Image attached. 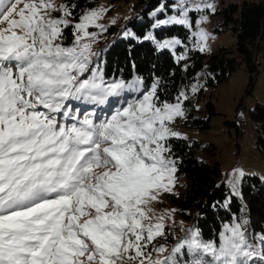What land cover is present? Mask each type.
<instances>
[{
	"label": "snow or ice",
	"instance_id": "snow-or-ice-1",
	"mask_svg": "<svg viewBox=\"0 0 264 264\" xmlns=\"http://www.w3.org/2000/svg\"><path fill=\"white\" fill-rule=\"evenodd\" d=\"M107 11L0 0V264H264V234L250 235L246 219L225 224L217 242L182 224L185 235H175L176 210L156 209L179 195L173 141L188 137L174 125L203 85L167 96L160 76L106 77L94 45ZM205 12L215 14L211 0L161 3L152 28L183 26L191 46L153 32L143 39L181 64L210 50L207 15L195 30L191 16ZM246 175L233 169L234 195Z\"/></svg>",
	"mask_w": 264,
	"mask_h": 264
},
{
	"label": "trees",
	"instance_id": "trees-1",
	"mask_svg": "<svg viewBox=\"0 0 264 264\" xmlns=\"http://www.w3.org/2000/svg\"><path fill=\"white\" fill-rule=\"evenodd\" d=\"M100 0H77L83 8H94ZM117 1V0H114ZM174 0H140V14L127 22L123 27H111L109 32L113 39L100 58L105 66L106 77H123L130 79L139 75L150 84L154 76H160L165 82L167 96H174L186 85L197 79V74L207 68L209 74L203 82L202 89L186 102L188 109L187 124L200 130H210L212 118L218 115L215 104L209 101L205 116L197 117L196 103L204 96L207 88L213 91L227 82L239 68L241 61L234 57V50L220 48L206 53L193 51L190 59L175 63L168 51L159 52L151 41L143 39L152 32L154 19L151 13L161 4H171ZM165 14L160 16L163 17ZM224 19L232 24V31L237 37L236 52L251 75L250 87L259 74L261 60L264 63V1H243L230 4L224 10ZM131 30L138 39L122 37L123 32ZM158 39L172 36L190 41L189 31L181 26H169L156 29ZM69 40L71 36L69 34ZM189 65L188 71L183 64ZM133 64L135 67L133 68ZM175 75H171V73ZM249 120L256 133V149L264 156V103H257L249 112ZM173 147L183 163L178 175L182 176L186 185L178 196L172 197L179 214L186 222L187 228L200 230L204 240H219V233L225 224L244 218L248 221L250 235L264 234V179L258 175H246L240 186V195L233 194L231 186L222 179V170L216 161H207L198 157L199 149L213 151L197 142L174 140ZM177 236L185 233L180 227L170 229ZM175 243V239L168 241Z\"/></svg>",
	"mask_w": 264,
	"mask_h": 264
},
{
	"label": "rangeland",
	"instance_id": "rangeland-1",
	"mask_svg": "<svg viewBox=\"0 0 264 264\" xmlns=\"http://www.w3.org/2000/svg\"><path fill=\"white\" fill-rule=\"evenodd\" d=\"M139 1L100 0L99 4L94 7L108 9L104 18L100 21L107 26L108 30L100 36L98 42L94 45L97 50L101 51L100 58L103 57L106 46L113 39L109 29L111 27L121 28L127 22L138 17L140 14ZM243 1L263 2L264 0H211L216 7L215 14L211 12L191 14L194 21L193 30H195V21L201 15H207L208 17L207 21L201 25L212 37L208 42L210 50L206 53L217 51L220 48H229L234 50L233 55L241 61V64L227 82L221 84L214 91L212 88H207L205 96L196 103L197 117L201 118L205 116L207 103L212 101L215 104L218 115L212 118L210 130H200L189 126L187 124L188 116L184 120L178 119L174 125V129L186 135L188 141L197 142L204 147L209 146L213 150L205 151L204 149H199L198 157L201 160L216 161L222 170V179L226 182L231 179V173L235 168H242L247 175H258L264 179V156L256 149L257 133L253 123L249 120L250 110L257 103H264V63L259 60L261 63L259 74L255 77L252 87H250L251 75L246 65L242 62L241 56L236 52L237 37L232 31V24H227L224 19V10L230 4H238ZM171 14L172 11L169 8L167 13L161 18H166L167 15ZM161 15L158 14L157 18H160ZM129 31L132 32L131 30ZM155 31L156 29L152 30L154 34ZM122 37L124 36L122 35ZM180 39L183 40L182 38ZM191 42L190 38V41L185 43L191 46ZM102 66L105 69L104 64ZM208 74L207 68L197 74V79L201 84H203ZM185 185V179L178 175L176 191L179 193L181 189H184ZM240 186L241 183L238 186L239 190ZM172 197L174 196L165 194L163 203H157L155 207L158 211L175 209V224H172L171 228L181 227V224L185 228L186 222L179 214Z\"/></svg>",
	"mask_w": 264,
	"mask_h": 264
}]
</instances>
